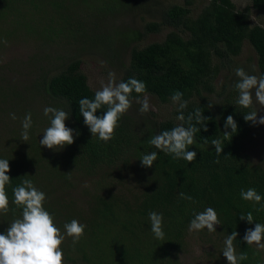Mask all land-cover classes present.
<instances>
[{"label": "trees", "instance_id": "obj_1", "mask_svg": "<svg viewBox=\"0 0 264 264\" xmlns=\"http://www.w3.org/2000/svg\"><path fill=\"white\" fill-rule=\"evenodd\" d=\"M17 1L0 0V114L6 118L11 113L16 115L9 135H0V159L9 160L11 169L7 173L11 183L6 186L9 211L0 214V233L20 216L12 190L28 178L46 194L44 207L62 233L63 225L73 219L86 225L84 236L75 246L66 236L61 246L64 264H178L189 245L188 228L194 212L207 207L215 209L221 223L209 238L214 249L222 253L225 238L236 231V253L248 256L239 264H264V249L243 240L247 229L264 224V211H255L254 207L260 205L240 196L242 189L253 188L264 197V143H260L263 148H257L250 142L255 128L243 117L256 108L254 104L251 108L239 106V93L234 88L239 79L236 68L258 78L264 76V25L254 24L250 13L251 8L264 12V0H251V7L244 9L233 0H207L195 17L191 15L194 0H184V4L163 8L162 21L146 23L143 31L113 24L103 30L100 25L106 16L101 12L116 17L123 8L138 10L142 5L137 0H100L95 15L101 22L89 29L63 11L64 0H30L37 14L29 7L27 13L23 12ZM44 4L48 9L41 6ZM116 7L117 12H113ZM162 25L172 27L164 40L140 47L143 37L158 32ZM18 36L23 40L27 37L26 42L33 46L28 70L34 77L10 84L6 76L10 62L2 61L1 53L2 47ZM245 41L257 53L256 63L248 66L236 60ZM88 50L106 52L117 61L122 71L120 82L135 78L146 85L144 93L133 91L132 107L120 118L114 138L107 143L92 137L79 112V101L94 99L97 91L82 69L79 53ZM14 63L18 61L14 59ZM225 69L230 74L218 90L215 81ZM177 90L188 102L183 110L185 127L189 126L188 115L197 108L209 118L203 124H197L195 118L192 121L201 129L189 146V151L197 153L192 163L174 159L148 143L151 137L182 123L176 119L178 109L174 117L160 120L151 106L146 114L138 111L137 100L152 96L168 103ZM45 107L70 114L65 124L74 130L73 144L56 150L40 145L41 117H46L50 126L51 114H43ZM106 110L102 106L96 115ZM29 112L30 139L24 142L21 122ZM229 115L236 121L237 131L224 138ZM213 139H222L224 148L219 156L211 144ZM252 146L254 152L250 151ZM153 151L158 154L153 166L142 167V156ZM181 192L192 196L193 201L181 199ZM153 211L163 215V240L151 232L149 212ZM249 211L254 217L251 224L239 219ZM217 255L216 260L225 258L223 253ZM219 262L228 264L226 258Z\"/></svg>", "mask_w": 264, "mask_h": 264}, {"label": "clouds", "instance_id": "obj_2", "mask_svg": "<svg viewBox=\"0 0 264 264\" xmlns=\"http://www.w3.org/2000/svg\"><path fill=\"white\" fill-rule=\"evenodd\" d=\"M7 43V41H3ZM235 75L239 78L234 84L239 97L237 104L243 108L253 106V93L256 101L264 106V76L257 77L248 74L243 68H236ZM133 91L137 94L146 91V85L135 78H129L127 82H116L115 74L109 73L107 83L101 82V88L95 92L94 99L82 98L79 101V112L84 118V124L88 126L92 137H98L101 141L107 143L112 140L115 130L119 126L120 118L132 107L130 99ZM183 93L175 91L171 100L178 104L179 115L176 117L181 124H178L171 130H165L151 137L148 143L163 152L171 155L174 159H184L192 163L197 156L195 151H189V146L195 143L194 136L200 131L192 124L193 119L197 124H203L209 119L203 115L199 108L187 117L188 127H185V116L183 110L187 108V101L182 100ZM140 104L139 112L141 115L150 110V103L147 96L142 100H137ZM106 106L107 110L102 115L97 116V110ZM43 114L49 116L50 126L43 132V138L39 140L41 146L48 149H62L66 145L74 143V130L67 127L65 121L69 118V113L63 109L54 107H45ZM11 119L15 120L16 115L10 114ZM246 122H252L253 125H264V116L257 118V112L251 111L244 115ZM21 138L24 142L30 139L29 130L32 127V115L27 113L22 120ZM223 137L232 136L237 131V123L232 115H229L224 123ZM231 129V132L227 130ZM203 130L207 131L206 124ZM78 135V133H77ZM211 144L215 146V152L219 156L223 151L222 139H213ZM158 154L153 151L144 154L141 166L151 168L157 160ZM219 162L218 160L216 161ZM9 160L0 159V214H7L9 211V198L6 192V186L11 183L7 174L10 172ZM27 175H25L26 177ZM71 179L70 173L68 176ZM87 187V185H85ZM13 203L21 209L20 216L15 218L6 229V232L0 233V264H64V253L62 244L67 237L72 238L73 246L77 244L84 236L86 225L73 219L70 223L63 225L64 232L56 226L55 218L44 207L46 194L37 189L31 179L25 178L21 184L13 188ZM181 199L193 201V197L181 192ZM240 196L245 201H252L259 204L260 208H255L257 212L264 211V197L257 193L253 188L247 191L243 189ZM190 221L189 232L204 230L216 232V225H220L218 214L212 207H207L204 211L195 213ZM242 221L253 223L254 217L251 211L241 214ZM150 228L154 237L163 240L165 233L163 231V215L157 212H149ZM238 233L233 231L224 240L223 256L228 264H239L240 261L248 259L246 253L237 255L234 247ZM243 240L247 245L255 244L258 249H264V224L256 223L254 229L249 228L245 231Z\"/></svg>", "mask_w": 264, "mask_h": 264}, {"label": "rangeland", "instance_id": "obj_3", "mask_svg": "<svg viewBox=\"0 0 264 264\" xmlns=\"http://www.w3.org/2000/svg\"><path fill=\"white\" fill-rule=\"evenodd\" d=\"M83 0H78V4L76 0H64V8L68 15L74 16L76 21H82L83 26L86 29L91 28L93 25L96 27L101 20H98V17L95 15L97 11L96 7L100 0H86V3L82 2ZM138 5L141 4L142 7L138 10L134 9L122 11L116 17L115 14H111V12L102 13L106 15L103 22H101V27L103 30L109 29L110 25L118 26L121 29L127 28H136L140 30H144L146 23L148 22H161L162 21V13L163 8H167L172 4H184V0H137ZM239 8H246L247 6L252 5L251 0H233ZM1 3V2H0ZM103 3V2H102ZM207 3V0H194V4L191 6L193 17L197 16L202 8ZM16 6H19L23 12H28V7L31 9L30 11H34L36 14L38 13L34 7V3L30 0H19L16 2ZM43 6L44 9H48L49 5ZM120 7V6H119ZM118 7L115 8L113 12H117ZM42 10H39L41 14ZM44 11V10H43ZM15 13V12H14ZM152 13V15H151ZM251 19L254 24H262L264 25V12L257 11L254 8L250 9ZM44 17V14H41ZM64 15V12H63ZM114 17V18H113ZM74 19V20H75ZM18 23H21L20 21ZM107 24V25H106ZM8 28H15L17 31H21L20 28L15 27L14 25H8ZM83 27V28H84ZM169 25H162L161 29L158 32H150L143 37L141 40L140 47H144L151 42L163 41L166 34L171 31ZM23 36V34H19ZM25 37V36H24ZM28 40L27 37L23 40L21 37H16L15 39H11L6 45L2 47V61H9V67L6 70L7 82L10 84L13 82L24 83L30 78L34 77V74H31L29 71L28 64V56L34 52L33 46L31 42H26ZM77 40V39H76ZM83 58L82 69L87 74L89 79L90 86L99 90L101 88V82L107 83L109 78V73L115 74L116 82H120V78L122 76V71L119 68L117 61L112 59L110 55L106 52L98 51V50H88L86 52L79 53ZM14 59L18 61L17 64L14 63ZM22 59V63L20 60ZM257 59V53L253 46L245 41L243 45V50L241 54L236 57V60L239 64L248 66L250 63L255 64ZM11 60V61H10ZM13 62V64H12ZM229 71L227 69L223 70L218 78L215 81V84L219 88L224 81H226V76L229 75ZM215 95V94H214ZM215 97V96H214ZM149 103L152 109L157 113V119L170 118L174 117L175 111L178 109L177 104L173 102L163 103L159 101V99L149 96ZM253 104L256 108L257 118L260 116H264V106H261L255 99L253 93ZM2 119L0 120V135L6 134L9 135L11 132V127H13V119L11 117H7L4 114H0ZM10 123V124H9ZM48 121L46 117H41V123L39 130V135L43 134L44 130L49 127ZM15 126V125H14ZM255 130L252 133L250 138L251 143H255V147L263 148L260 146L261 141L264 143V125L256 124L254 125ZM257 130V131H256ZM259 137V140H255ZM251 152L255 151V148L252 146ZM264 158V156H262ZM128 187H132V184H129ZM206 232L199 233L198 231H193L190 233L189 245L187 250L184 252L182 258L178 262V264H220L219 261L225 260V258H219L216 260L215 256L218 254H222L221 252H217V248L214 249V245L210 242L209 238L211 237V233L205 228ZM203 233V234H202ZM214 238V237H213Z\"/></svg>", "mask_w": 264, "mask_h": 264}]
</instances>
